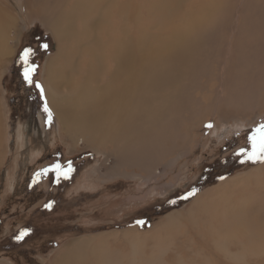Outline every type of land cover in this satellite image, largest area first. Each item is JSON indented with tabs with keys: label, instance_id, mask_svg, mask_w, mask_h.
<instances>
[{
	"label": "rangeland",
	"instance_id": "obj_1",
	"mask_svg": "<svg viewBox=\"0 0 264 264\" xmlns=\"http://www.w3.org/2000/svg\"><path fill=\"white\" fill-rule=\"evenodd\" d=\"M8 3L15 5V27L8 31L13 55L0 59V264H53L55 252L69 241L112 231L118 232L117 236L130 228L142 233L168 213L180 211L183 216L190 210L195 215L190 225L185 217L170 231L140 236L139 246L148 248L164 239L173 242L165 249L159 244L160 255L165 257L161 264H264V226L253 225L264 223V185H233L221 195L211 193L209 209L197 208L209 188L264 165L241 163L243 157L236 155L241 148L249 147L247 135L251 130L264 123V88L252 93L254 106H248L251 100L245 101L247 107L235 104L240 112L234 116V110L219 105L226 94L220 79L230 62L228 28L239 21L236 4L231 3L220 15L221 23L228 17L224 29L227 36L218 57L211 62L210 71L215 75L202 79L205 87L192 93L202 109L191 118L189 110L183 112L181 125L166 141L168 151L152 162L156 171L152 175L136 165L115 167L121 155L115 156L112 146L102 149L91 144L85 148L62 133L48 107L44 88L46 59L56 52L54 38L41 15L29 17L22 0ZM26 49L31 50L28 64L35 68L31 84L22 75L20 56ZM69 74L71 70L66 72ZM223 80L225 85L233 83L227 77ZM36 84L41 86L43 98ZM57 87L64 88L62 84ZM256 97L260 98L257 103ZM20 136L24 140L20 141ZM56 165L64 172L71 168L67 178H58L52 171ZM235 188L240 191L233 193ZM215 200L221 201L213 207L228 206L226 211L221 208L215 212L210 206ZM239 221L244 225L238 227ZM216 238L222 253L213 243ZM123 249L122 241L116 247L101 248L104 253H113L112 258ZM227 253L240 261L227 259Z\"/></svg>",
	"mask_w": 264,
	"mask_h": 264
},
{
	"label": "bare ground",
	"instance_id": "obj_2",
	"mask_svg": "<svg viewBox=\"0 0 264 264\" xmlns=\"http://www.w3.org/2000/svg\"><path fill=\"white\" fill-rule=\"evenodd\" d=\"M22 1L31 14L29 17H43L55 41L56 52L46 59L44 88L48 107L62 133L85 148L91 144L102 149L112 146V153L121 155L115 167L136 165L147 174L155 175L153 163L160 153L168 151L166 141L181 125L183 112L189 110L191 118L202 109V105L198 106L199 98H192V93L203 88L202 79L211 77V62L218 57L227 36L224 29L228 17L221 23L220 15L231 3L236 4L239 21L228 28L230 62L227 73L220 79L221 90H226V94L221 92L223 101L219 105L234 110L231 114L234 116L240 112L235 104L247 107L245 101L251 100L248 106H254L252 93L264 88V0H239V3L238 0ZM8 2L0 0V59L13 55L8 31L15 27V5ZM68 70L71 74L66 75ZM224 77L233 83L225 85ZM61 84L64 88L60 89L57 85ZM258 100L256 97V103ZM1 120L0 115V125ZM27 143L32 142L27 140ZM261 170L264 171V165L218 184L202 195L197 208L209 209L213 198L210 194L222 187L229 189L239 178L244 188L252 184L263 187ZM239 191L235 188L233 193ZM220 201H213L211 208ZM227 207L213 208L218 212L221 208L226 211ZM191 213V210L183 216L180 211L168 213L142 233L130 228L117 236L118 232L112 231L69 241L55 252L53 264H126V261L161 264V260L165 261L160 255L161 249L173 242L164 239L142 248L138 238L170 231L185 217L189 218L190 221H185L190 225L195 216ZM216 223L219 225L217 220ZM243 225L238 222V227ZM253 225L263 227L264 223ZM167 234V239L172 240ZM119 241L125 249L116 252L114 258L113 253H107L110 251L101 250L109 245L116 247ZM213 243L222 253L219 240L213 239ZM227 256L234 262L241 259L230 253Z\"/></svg>",
	"mask_w": 264,
	"mask_h": 264
},
{
	"label": "snow or ice",
	"instance_id": "obj_3",
	"mask_svg": "<svg viewBox=\"0 0 264 264\" xmlns=\"http://www.w3.org/2000/svg\"><path fill=\"white\" fill-rule=\"evenodd\" d=\"M44 47H47L46 45ZM31 55V50L26 49L22 55L20 56V60L24 65L23 68V78L25 82L31 84L32 83V74L35 71L34 66H31L28 64V57ZM37 88L41 89V98H43V90L39 84H36ZM44 111L48 112V108L45 105ZM50 116V113H49ZM211 127V125H209ZM247 143L249 145L248 148H241L236 155L243 157L241 159V163L244 162H251L253 164L255 163H264V123H261L254 127L251 132L247 135ZM47 171V170H46ZM52 171H56L57 176L59 178L60 175H63L65 178H67L68 172L71 171V168L69 167L68 172H64L60 169L59 165H56ZM194 193H190L189 195H192ZM183 199H187V196L182 197ZM142 223V222H140ZM17 237V239H21L22 236Z\"/></svg>",
	"mask_w": 264,
	"mask_h": 264
},
{
	"label": "crops",
	"instance_id": "obj_4",
	"mask_svg": "<svg viewBox=\"0 0 264 264\" xmlns=\"http://www.w3.org/2000/svg\"><path fill=\"white\" fill-rule=\"evenodd\" d=\"M262 165H260V166H256V167H254L255 169L256 168H258V167H261ZM253 168V169H254ZM263 171L261 170L260 171V175L262 176L263 175V173H262ZM230 179V178H229ZM229 179H226V180H229ZM263 179V182H264V178H262ZM226 180H224V181H226ZM224 181H222V182H217L218 184H221V183H223ZM242 181V179L241 178H239V179H237L236 181H234V185H237V184H239L240 185V182ZM237 183V184H236ZM218 184H216V186H213V187H211V188H209V190L211 191L212 189H214V188H216L217 186H218ZM233 185H231L230 187H232ZM230 189V188H229ZM224 192L225 193V191L226 192H228V187H222V189L220 188L219 190H217V191H215V192H213V194H219L220 192Z\"/></svg>",
	"mask_w": 264,
	"mask_h": 264
},
{
	"label": "trees",
	"instance_id": "obj_5",
	"mask_svg": "<svg viewBox=\"0 0 264 264\" xmlns=\"http://www.w3.org/2000/svg\"><path fill=\"white\" fill-rule=\"evenodd\" d=\"M25 49V48H24Z\"/></svg>",
	"mask_w": 264,
	"mask_h": 264
}]
</instances>
